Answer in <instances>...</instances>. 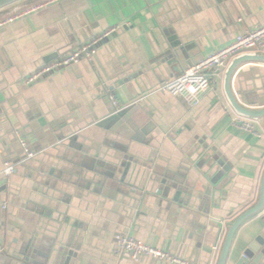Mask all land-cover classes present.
I'll list each match as a JSON object with an SVG mask.
<instances>
[{
	"label": "crops",
	"instance_id": "1",
	"mask_svg": "<svg viewBox=\"0 0 264 264\" xmlns=\"http://www.w3.org/2000/svg\"><path fill=\"white\" fill-rule=\"evenodd\" d=\"M3 1L0 11L39 6L0 25V172L15 166L0 191V264H173L117 253V233L217 264L228 223L259 198L264 118L251 120L255 132L238 125L224 75L197 105L154 90L263 25L264 0ZM118 26L92 60L28 82ZM233 89L264 108V62L242 64ZM112 94L144 98L140 126L112 117ZM255 242L264 250L260 214L238 229L227 264L251 253L264 264Z\"/></svg>",
	"mask_w": 264,
	"mask_h": 264
},
{
	"label": "built area",
	"instance_id": "2",
	"mask_svg": "<svg viewBox=\"0 0 264 264\" xmlns=\"http://www.w3.org/2000/svg\"><path fill=\"white\" fill-rule=\"evenodd\" d=\"M38 6L39 5L33 6L26 10L36 9ZM23 12L1 20L0 25L13 20L14 17L22 15ZM118 28L119 26L92 39L88 43L79 46L71 53L47 63L39 71L33 74L28 82H33L38 78L44 77L45 75L65 66L78 64L83 59L92 60L96 54L98 43ZM245 53H264V24L255 29L238 33L230 44L190 65L179 75L159 84L154 91L168 92L171 94H184L191 104L197 105L200 103L202 96L210 89L212 76L224 75L231 60L234 57ZM142 100H144V98L124 104L119 102L115 95H110V101L117 111L125 109L126 107ZM236 120L242 129L248 132H255L254 126L251 123V120L253 119L241 116ZM23 145L25 144L23 143ZM29 154L31 155V153ZM14 170L15 166L8 163L4 172L9 175ZM3 207H7V204L4 203ZM260 215L264 218V210ZM115 246L117 253L127 256L135 261H138L143 257H153L160 260H166L173 264H192V262L186 258L174 255L167 250L146 243L126 233H117L115 235ZM1 250L2 246L0 245V251Z\"/></svg>",
	"mask_w": 264,
	"mask_h": 264
},
{
	"label": "water",
	"instance_id": "3",
	"mask_svg": "<svg viewBox=\"0 0 264 264\" xmlns=\"http://www.w3.org/2000/svg\"><path fill=\"white\" fill-rule=\"evenodd\" d=\"M180 52L178 49L175 51H168L166 52V57L168 60V64H173L175 61V55L179 56ZM168 55V56H167ZM264 62V53H245L238 55L234 57L231 62L229 63L225 73H224V91L226 94V97L233 107V109L241 116L249 118V119H259V118H264V108H248L245 107L244 105L241 104L239 99L237 98L234 89H233V78L238 70V68L246 63V62ZM175 69L176 66H174ZM115 108V107H114ZM138 108L139 106L135 103L132 104L131 106L126 107L125 109L119 110L118 112L115 113L114 109V118H117L118 116H124V117H130L133 116L135 118L136 125L132 123L133 126H140L139 124V119H138ZM126 114V115H125ZM25 154V158H26ZM9 177L7 174L3 171L0 172V191L4 190L6 187L4 185H7L9 182ZM264 210V173L263 177L261 180V185H260V193H259V198L258 201L254 206L251 208L247 209L243 213H241L239 216H237L233 221L228 223V228L225 233V237L223 240L222 248L220 251V255L217 261V264H227L231 247L234 242L235 235L238 231V229L241 227V225L247 221L249 218L256 214H261ZM257 242L259 244H263V241L261 239H257ZM259 244L256 242L251 245V250H253L254 253H263L264 250L260 249ZM253 253L251 254H246V257L243 258L238 264H260L259 259H254L252 256ZM261 258V257H259Z\"/></svg>",
	"mask_w": 264,
	"mask_h": 264
},
{
	"label": "rangeland",
	"instance_id": "4",
	"mask_svg": "<svg viewBox=\"0 0 264 264\" xmlns=\"http://www.w3.org/2000/svg\"><path fill=\"white\" fill-rule=\"evenodd\" d=\"M11 1H14V0H4L3 3H4V4H8V3H10ZM16 1H17V0H16ZM41 1H42V0H34L33 2H34V3H39V2H41ZM7 2H8V3H7ZM0 3H1V2H0ZM17 5H19V4H17ZM24 5H25V4L22 3V5L20 4V5L18 6V8H15L16 5H15L14 7H12V5H11V7H10V6L6 7V8L3 9L2 11H0V12H1V13H0V21L6 19V18H8V17L15 16V15L19 14L20 12L25 11L27 8H25ZM14 8H15V9H14Z\"/></svg>",
	"mask_w": 264,
	"mask_h": 264
}]
</instances>
